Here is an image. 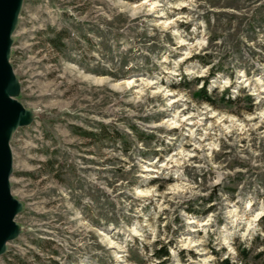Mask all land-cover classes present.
I'll return each mask as SVG.
<instances>
[{
  "label": "rangeland",
  "instance_id": "obj_1",
  "mask_svg": "<svg viewBox=\"0 0 264 264\" xmlns=\"http://www.w3.org/2000/svg\"><path fill=\"white\" fill-rule=\"evenodd\" d=\"M14 38L0 264H264V0H25Z\"/></svg>",
  "mask_w": 264,
  "mask_h": 264
},
{
  "label": "water",
  "instance_id": "obj_2",
  "mask_svg": "<svg viewBox=\"0 0 264 264\" xmlns=\"http://www.w3.org/2000/svg\"><path fill=\"white\" fill-rule=\"evenodd\" d=\"M25 0H0V256L21 232L17 216L23 201L12 191L15 132L29 125L34 112L19 99L20 78L11 63L14 33Z\"/></svg>",
  "mask_w": 264,
  "mask_h": 264
},
{
  "label": "trees",
  "instance_id": "obj_3",
  "mask_svg": "<svg viewBox=\"0 0 264 264\" xmlns=\"http://www.w3.org/2000/svg\"><path fill=\"white\" fill-rule=\"evenodd\" d=\"M65 35H66V34L64 33V31H58V32H56L55 35H54V37L50 38V41L52 42L53 46L57 47V48L60 49V50L63 49V45H64V43L62 42V38H63V36H65ZM203 90H204V89H203ZM204 91H205V90H204ZM105 133H106L105 130H104V131L102 130V131L100 132V134H96V133L94 134V133L91 132V131H83L82 134H84V135H86V136H90V137H96V138H99L100 135L105 136V135H104ZM46 164L49 165V168H53V166H54L52 160L46 162ZM165 254H167V249H166L165 247H164L163 249H161V250L158 252V255H159V256H163V255H165ZM221 263H222V264H232V263H230L227 259L222 260Z\"/></svg>",
  "mask_w": 264,
  "mask_h": 264
}]
</instances>
